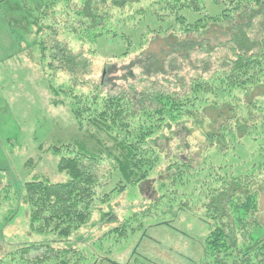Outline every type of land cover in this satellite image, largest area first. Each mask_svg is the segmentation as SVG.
Instances as JSON below:
<instances>
[{
  "label": "trees",
  "instance_id": "1",
  "mask_svg": "<svg viewBox=\"0 0 264 264\" xmlns=\"http://www.w3.org/2000/svg\"><path fill=\"white\" fill-rule=\"evenodd\" d=\"M19 3L36 26L51 103L68 108L78 131L95 142L94 147L80 140L57 142L44 150L40 143L42 151L59 158L57 171L67 180L55 183L38 176L23 182L30 230L56 235L59 240L53 243L68 241L91 220L96 204L157 180L162 155L168 152L158 143L166 138L164 131L189 149L192 125L204 138L201 150L210 152L200 163L198 156L173 159L158 182L164 195L159 192L142 217L164 219L162 204L169 200L176 217L188 215L208 227L200 264H264V222L259 217L264 193V0ZM110 44L117 53H102ZM203 55L207 57L199 59ZM101 60L104 72H111V60L129 61L122 79L131 85L149 77H174L184 67L195 72L184 93H148L138 91V85L129 91L123 85L113 93L102 81L87 79L93 63ZM60 72L66 82H59ZM247 143L258 144L249 157L260 160L244 168ZM108 186L113 188L108 191ZM0 188V202L9 206L5 226L20 214L21 199L10 184ZM177 220L150 226L166 225L189 236L175 225ZM140 221L134 226L126 220L106 236L118 237L119 243L142 228ZM53 243L19 244L0 264H81L77 249ZM137 255L134 249L131 258ZM100 261L123 264L104 257L96 264Z\"/></svg>",
  "mask_w": 264,
  "mask_h": 264
},
{
  "label": "rangeland",
  "instance_id": "2",
  "mask_svg": "<svg viewBox=\"0 0 264 264\" xmlns=\"http://www.w3.org/2000/svg\"><path fill=\"white\" fill-rule=\"evenodd\" d=\"M19 1L0 0V187L5 183L10 184L13 193L21 199L20 214L5 226H3L5 221L3 216L9 214V206L0 202V262L5 263L8 261V255L14 252L19 244L53 243L59 240L54 234L43 235L30 230L28 204L22 191L24 181L38 176L47 177L55 183L67 180L65 174L57 171L59 158L42 151L40 143H43V150L50 144L76 140L86 141L89 147L95 146V142L88 139V133L78 131L68 108L57 107L51 103L52 94L48 89V78L42 71L45 68H41L39 62L36 26L32 15L24 11L23 3ZM80 46L81 44H77L76 48ZM106 47V52H102L106 55L108 52L111 54L118 51L114 44ZM206 57L203 55L199 59ZM104 61L93 63L94 70L87 79L97 83L102 81V84L109 85L108 91L113 93H118L119 87L123 85L128 86L127 91L131 86L138 85V91L148 93L154 91L184 93L188 80L195 72L191 68L184 67L183 71L174 77L171 75L165 78L149 77V81L131 85L122 79L125 75L124 68L129 66V61L118 63L116 60H111V72H104L106 65ZM113 70H115L114 74H112ZM137 73L139 74L138 71ZM59 74V82H66V74L61 72ZM183 77L186 81H181ZM125 87L122 90H125ZM190 126L193 133L191 131L188 140L189 149L180 144L181 141L178 136H174V133L164 131L166 138L158 143L168 152L165 151L162 155V163L164 158L165 162L163 168L160 167L159 174H156L157 180L151 179L137 187H130L125 192L116 193L106 204H96L91 220L86 225L68 241L53 244L77 249L78 254L81 255L79 258L80 261L82 260L81 264H96L97 259L102 257L125 264L129 262L134 249L139 255L130 259L131 264H200L203 254L202 244L208 233L207 226H202L197 218L188 215L176 217L175 215H178L176 208L172 212L169 209L174 203L169 200L162 204V209L165 211L164 219L172 221L178 218L175 225L190 234L189 236L166 225L150 226L164 220L161 216L142 217L146 209L158 199L159 192L164 195L159 189L158 182L165 179L163 178L166 176L165 168L173 159L183 156L193 159L198 156L196 163H200V160L210 152L201 150L204 147L201 131ZM257 148L258 144H246L243 158L248 163H245L244 168L260 160L259 157H249V154L255 152ZM30 161H33L31 165H29ZM104 171L108 174L109 167L105 166ZM111 188L113 187L108 186L107 190L110 191ZM260 209L262 214L259 217L264 222V193L260 197ZM139 219L144 225L133 236L122 239L119 243L118 237L106 236V233L115 227L124 225L126 220H129V224L130 221L137 223ZM135 223L133 225L138 226ZM144 233L148 237H143Z\"/></svg>",
  "mask_w": 264,
  "mask_h": 264
}]
</instances>
